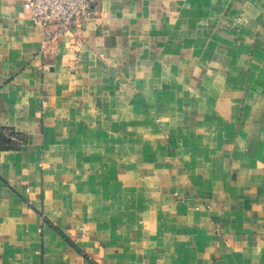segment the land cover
<instances>
[{"label":"crops","instance_id":"crops-1","mask_svg":"<svg viewBox=\"0 0 264 264\" xmlns=\"http://www.w3.org/2000/svg\"><path fill=\"white\" fill-rule=\"evenodd\" d=\"M93 8L0 0V264H264V0Z\"/></svg>","mask_w":264,"mask_h":264},{"label":"built area","instance_id":"built-area-1","mask_svg":"<svg viewBox=\"0 0 264 264\" xmlns=\"http://www.w3.org/2000/svg\"><path fill=\"white\" fill-rule=\"evenodd\" d=\"M28 16L43 27L47 51L64 37H75L80 27L94 18L93 6L99 0H22Z\"/></svg>","mask_w":264,"mask_h":264}]
</instances>
